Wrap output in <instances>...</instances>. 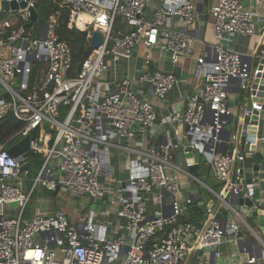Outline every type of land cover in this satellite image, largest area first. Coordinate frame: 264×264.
I'll list each match as a JSON object with an SVG mask.
<instances>
[{
    "label": "built area",
    "instance_id": "obj_1",
    "mask_svg": "<svg viewBox=\"0 0 264 264\" xmlns=\"http://www.w3.org/2000/svg\"><path fill=\"white\" fill-rule=\"evenodd\" d=\"M7 1L26 3V8L17 11L20 26L0 21V122L11 116L23 124L22 138L30 137L31 154L41 156L43 164L31 178L29 168L23 170V159L12 157L6 144L0 146V264H204L193 259L199 252L214 253L215 264L264 261V242L256 244L263 249L260 256L254 250L253 257L243 258L237 247L240 227L229 224L223 230L213 211H208L207 225L199 234L193 222L180 221L181 184L172 174L181 172L172 163L175 147L163 146L159 152L148 146L159 116L150 98L137 88L148 87L153 98L165 101L186 82L172 72L153 70L150 54L139 76L117 85L103 80L110 70L108 59H130L141 46L147 51L164 50L173 64L191 58V28L200 17L201 0H51L68 11L69 28L86 34L90 43L94 33L103 36L101 46L93 48L75 75L71 50L60 40L55 20L37 31L28 26L30 10L43 0ZM210 16L218 45L212 60H200L203 87L184 98L182 112L173 111L159 121L185 125L188 137L199 134L208 141L216 135L214 147L208 146L210 152L204 144L195 148L209 158L208 165L225 190L245 156L240 133L248 113L242 107L238 113L228 107L237 88L233 80L240 79L241 91H248L258 74H264L259 69L264 51L255 56L241 54L224 47L223 41L235 36L252 38L260 32L264 0L262 13L242 0H216ZM232 114L235 121L228 144L234 153H223L218 145L224 142L218 137ZM43 126L50 130L33 139L31 133ZM138 132L143 133L142 149L123 144L134 140ZM258 142L256 137L255 158ZM113 149L137 155L130 159L125 179L114 177ZM258 179L246 186L244 195L253 201L254 210L264 209V169ZM27 182L31 185L25 193ZM40 187L60 196L79 197L82 191L93 201L107 198L106 207L118 220L121 235H114L116 225L101 222V214L95 211L83 220H73L62 210L51 215L39 209L27 217ZM162 189L173 198L169 209L163 206ZM152 195L156 205L150 212L148 197ZM225 244L235 249L227 262H223Z\"/></svg>",
    "mask_w": 264,
    "mask_h": 264
},
{
    "label": "crops",
    "instance_id": "obj_2",
    "mask_svg": "<svg viewBox=\"0 0 264 264\" xmlns=\"http://www.w3.org/2000/svg\"><path fill=\"white\" fill-rule=\"evenodd\" d=\"M7 0H0V13H5L2 11V4ZM244 4L249 7L250 9L256 10L257 9V0H242ZM216 3V0H205L204 1V9L203 12L200 13V17L197 22L192 26L191 33L194 38L193 40V54L192 57L189 59H182L177 64H173L171 62L170 56L161 49H152L147 51L146 48L143 46L138 47L132 57L130 59H108L110 64V70L103 76V80L106 82H111L117 85L121 80L126 78H132L135 76H139L144 71V64H145V56L148 54L151 55L152 63L151 68L153 70H159L164 72H172L183 81L186 82V85L180 86L179 89H176L174 92L169 94L168 98L165 101H160L158 99L153 98L151 95L149 88L145 86H138L137 91L140 93H144L147 95L152 104L155 106L159 120L169 118V115L172 111L182 112L184 109V98L187 95L194 93L195 91L201 90L204 84V70L201 65L200 60H204V62L212 60L213 52L209 51V47L212 45H218L216 43L214 34H213V20L210 16V11L212 6ZM15 13V12H10ZM8 14V13H5ZM39 21V19H38ZM37 22H31L37 24ZM29 23V24H30ZM29 26V25H28ZM32 28L34 31H37L39 27L33 26L29 27ZM253 45H252V41ZM256 40V41H254ZM255 44V45H254ZM223 46L239 52L241 54H249V55H256L262 53L264 51V28H261V31L252 38L242 37V36H235L231 37L230 39H226L223 41ZM253 50V52H251ZM210 57V58H208ZM256 65V60L254 62ZM245 101L243 97L238 94V89L234 88V92L230 95L228 100V107L231 111L235 112V110L243 106ZM263 117V116H262ZM156 123V126L152 128L151 134L152 138H149L148 146L156 148L157 151L161 152L162 147L164 146V137H169L171 132H175L177 136L186 134V126L183 124H176L170 125L167 123H162L159 121ZM263 120V119H262ZM262 123V122H261ZM143 133H137L136 138L131 142L125 141L123 144L130 146L131 148L142 149L144 146L143 140ZM259 139V153L257 155V160L260 162H264V120L263 125H260L258 130ZM146 146V145H145ZM218 150L223 153L232 152L234 153V148L229 145L228 143H223L218 145ZM136 154L128 153L127 151H118L116 149L112 150V167L114 169V177L115 179H125L128 173V164L130 159H136ZM172 163L181 169V172H176L173 170L172 174L177 177V180L181 184L182 195L180 196V200L183 205V215L182 217L187 222L191 220L196 221V219H202L199 222L197 227V231H201L207 225V220H205V216L208 215V205L210 206L211 202H214L215 209L213 210V215L220 219L218 215L221 212L223 207L222 203L219 201L217 195L213 194L211 191L216 189L220 185V181L216 178L212 168L203 161L201 162L200 168L194 174L195 179H192L188 174L187 171V164L186 159L181 154H178L175 150L173 153ZM205 164V165H203ZM235 173V169L232 172V178ZM201 182V183H200ZM202 183L204 185H202ZM207 187V188H205ZM212 189V190H211ZM222 191H225L223 187H221ZM216 192V190H214ZM200 195L199 197L192 195ZM219 195L222 194L220 191ZM262 198L261 192H258L257 200ZM150 203V212L153 211L156 205V197L149 196L148 197ZM173 198L168 196L167 202L165 207L170 208L172 204ZM191 200V204L187 205V201ZM203 204V206L201 205ZM204 207V213L200 214L199 212L193 213L192 210L197 208ZM161 209L162 206L160 205L157 207ZM237 214L233 213L229 216V224L230 225H238L240 227V231L244 233V236L250 239L254 244H257L258 241L264 242V236L259 229L257 221L253 219V216L250 215V212L247 211L245 207H237ZM39 210V209H38ZM43 212L47 214H54L58 210L52 211L51 209L43 210ZM104 216L107 219V222H113L116 225V232L114 235H121V228H119L118 220L116 219L115 215L112 214L109 209L104 211ZM35 214L34 210L31 211V216ZM70 216V214L67 213ZM245 220H241V218ZM109 219V220H108ZM195 225V223H194ZM235 249L231 248L228 245L222 246V252L224 255L223 262H227V259L231 257ZM246 251V250H244ZM243 258H247L249 256L248 253L242 254ZM212 252L205 253L199 252L194 255L193 259L195 262L204 261V264H211L212 260ZM226 259V260H225ZM257 264H264V261H259Z\"/></svg>",
    "mask_w": 264,
    "mask_h": 264
},
{
    "label": "water",
    "instance_id": "obj_3",
    "mask_svg": "<svg viewBox=\"0 0 264 264\" xmlns=\"http://www.w3.org/2000/svg\"><path fill=\"white\" fill-rule=\"evenodd\" d=\"M257 12L262 13L263 12V0H257ZM25 9L26 3H21L18 5L15 1L9 2L5 1L2 4V11L5 13L10 12H17L19 9ZM199 12L202 13L204 9V3L203 0L200 1L199 5ZM31 13V20L32 22H37L39 19L38 13L36 10L32 9L30 10ZM103 36L101 33H94L93 37L91 39V45L94 49H98L102 44ZM215 45H212L209 47V51L215 52ZM254 60V57H251V61ZM255 62V60H254ZM257 63V62H256ZM260 63V70L264 69V59H261L259 61ZM235 85L238 89V94L243 97V100L245 101V104L242 107L243 111H246L248 114L245 115L241 122V128L242 131L240 133V148L241 151L244 152L245 156L244 159L240 162H238L235 166V173L232 178V182L230 185H227L225 189V193H222L219 195L218 193L221 191V188L219 191H211L214 195L216 194L219 201L222 203L223 207L221 209L220 214L218 217L221 221L222 229L226 230L229 226V216L233 213H239L237 211V207H245L247 211H250V215L253 216V219L257 221L260 231L262 232L264 236V209L261 210H254V203L253 201L249 199H245L244 195L246 192V186L248 184H252L253 182L258 183L259 182V172L264 169V162H260L257 160V158L253 157L256 150V137L258 135V130L261 125L263 114H264V74L259 73L257 76V79L254 81L255 84L251 85V88L248 91H241V84L242 81L240 79H234L233 80ZM239 107V109H240ZM173 112V111H172ZM171 112V113H172ZM235 121V116L232 114L229 116V122L230 124L225 128V130L222 131V134L218 137V140L229 143L230 136L233 131L232 124ZM169 137H164V146L172 145L174 146V150L178 153L184 156L186 159V173L188 176H190L192 179H195V173L200 168L201 162L205 161L206 164H208L209 158L200 152L195 146H199L200 144H204L206 147L207 152H210L208 149V146L210 148L214 147L215 144V137L216 135L213 133V135L209 136V140L206 141V139L201 138V136L195 135L188 137L185 134L177 136L175 132H171L169 134ZM30 137L25 138L21 143L14 146L12 149H10L9 154L12 157L18 158L19 160H22L23 164V170H27L29 168L28 161L31 157V151H30ZM252 144V145H251ZM249 152V153H248ZM201 183V182H200ZM225 185L223 182H220V185ZM202 185H204L202 183ZM222 186V187H223ZM238 186V187H237ZM207 188V187H205ZM212 190V189H211ZM161 193L163 195V206L165 207L168 195L165 191V189L161 190ZM80 195L86 196L84 192H80ZM90 199L91 196L87 195ZM196 196L200 198V195H192V198ZM107 198H105L103 201H95L98 205H102L104 208V211L106 210L107 206ZM192 202V201H191ZM211 205H208V211H213L215 209L214 202L210 203ZM15 205V204H13ZM203 206V204L201 203ZM165 217H168L166 215ZM208 219V215L205 216V220ZM202 221V219H196L195 221V228L196 234H199L200 231H197V227L199 225V222ZM238 241H237V247L239 248V252L241 254L248 253L249 257L254 256V250L261 255L263 252L262 247L259 245L254 244L250 239L246 238L244 236V233L242 231H239L238 235ZM246 250V251H244ZM212 260L211 264L216 263L215 255L212 253Z\"/></svg>",
    "mask_w": 264,
    "mask_h": 264
},
{
    "label": "trees",
    "instance_id": "obj_4",
    "mask_svg": "<svg viewBox=\"0 0 264 264\" xmlns=\"http://www.w3.org/2000/svg\"><path fill=\"white\" fill-rule=\"evenodd\" d=\"M36 11L39 16V21L37 24L30 23L29 27H40L48 23L50 20H55L57 34L61 41L65 42L72 53V75H75L78 70L81 68L83 62L87 59V57L93 51V47L89 42L87 35L76 30L70 29L69 24V13L66 10H62L58 8L55 4L52 3L51 0H43L39 1L36 7ZM0 21L1 22H9L11 23L12 27L16 28L22 24L21 14L20 13H0ZM23 124L17 122L13 117L8 116L5 120L0 122V146L5 145L6 150L12 149L14 146L18 145L23 141L21 130L23 129ZM50 129L46 126L41 127L40 129L31 133V137L34 139L38 136H42L45 132L49 131ZM52 133V132H51ZM37 159L40 161V167L43 164V160L41 156L32 154L30 157L29 163V171L31 176V170L38 166ZM205 165V164H203ZM39 171V170H38ZM38 173V172H37ZM36 173V175H37ZM221 186H218L216 191H219ZM46 191V190H45ZM47 195L52 198L58 197V192H49L46 191ZM35 196V195H34ZM33 196V197H34ZM205 208H195L192 210L193 213L199 212L200 214L204 213ZM27 217H31V210L28 208ZM181 222H186L183 217L180 218ZM190 222H194L191 220ZM152 244V243H151ZM151 244L149 247H151Z\"/></svg>",
    "mask_w": 264,
    "mask_h": 264
},
{
    "label": "rangeland",
    "instance_id": "obj_5",
    "mask_svg": "<svg viewBox=\"0 0 264 264\" xmlns=\"http://www.w3.org/2000/svg\"><path fill=\"white\" fill-rule=\"evenodd\" d=\"M252 41V40H251ZM256 41V40H254ZM253 45V41H252ZM255 45V44H254ZM253 52V50L251 51ZM239 112V107L235 110V113ZM263 120H264V114H263ZM263 120L261 125H263ZM38 166L33 168L31 170V178L36 177V173L40 169V161L37 159ZM205 161H203L204 163ZM206 163V162H205ZM58 175H61V171H57ZM31 183L27 182L26 189L24 190L25 193L28 192V188L30 187ZM222 193H225V191H222ZM30 210L36 212L38 209H51L54 210H62L66 214H70V217L73 220H83L86 218V216L90 213V211H95L98 214H101L99 217V220L101 222H107V219L104 216L103 212V206L98 205L95 201L91 200L88 196H79V197H71L69 194H63L58 195L56 198H52L49 195H47L46 191L43 188H39L33 197L31 204H30ZM109 220V219H108Z\"/></svg>",
    "mask_w": 264,
    "mask_h": 264
}]
</instances>
